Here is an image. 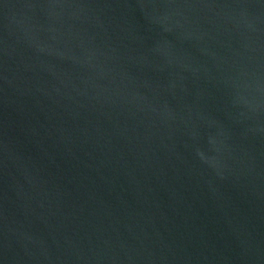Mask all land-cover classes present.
<instances>
[{
  "label": "water",
  "instance_id": "obj_1",
  "mask_svg": "<svg viewBox=\"0 0 264 264\" xmlns=\"http://www.w3.org/2000/svg\"><path fill=\"white\" fill-rule=\"evenodd\" d=\"M0 264H264V0H0Z\"/></svg>",
  "mask_w": 264,
  "mask_h": 264
}]
</instances>
